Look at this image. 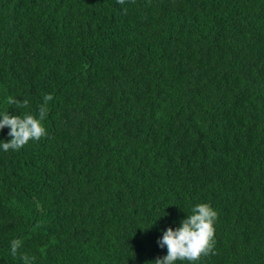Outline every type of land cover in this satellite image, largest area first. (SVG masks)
<instances>
[{
	"label": "trees",
	"instance_id": "obj_1",
	"mask_svg": "<svg viewBox=\"0 0 264 264\" xmlns=\"http://www.w3.org/2000/svg\"><path fill=\"white\" fill-rule=\"evenodd\" d=\"M46 94L0 147V264H150L199 203L215 255L174 264H264V0H0V117Z\"/></svg>",
	"mask_w": 264,
	"mask_h": 264
},
{
	"label": "clouds",
	"instance_id": "obj_2",
	"mask_svg": "<svg viewBox=\"0 0 264 264\" xmlns=\"http://www.w3.org/2000/svg\"><path fill=\"white\" fill-rule=\"evenodd\" d=\"M123 5L125 0H117ZM127 11L126 9L124 10ZM53 99L51 94L43 97V103L39 106L38 116L30 114L14 115L6 112L0 117V129L7 127L10 139L0 147L7 152L8 150H19L30 140H39L47 135L46 129L42 126V121L48 112V102ZM9 105L28 106V100H18L16 98L8 101ZM164 215H167L164 212ZM162 215V216H164ZM218 213L208 203H199L192 208V214L181 219L178 227L173 229L168 227L163 230L158 238L159 247L167 248V254L157 257L150 264H174L176 261L194 262L200 260L201 256L209 254L215 255L214 251V222ZM21 246L19 240L11 241V254L16 256L18 248ZM134 258V257H133ZM28 261L30 258L22 256ZM34 259V258H32Z\"/></svg>",
	"mask_w": 264,
	"mask_h": 264
}]
</instances>
